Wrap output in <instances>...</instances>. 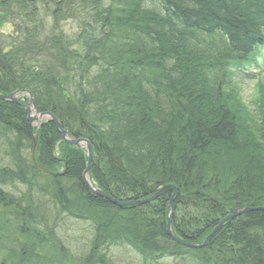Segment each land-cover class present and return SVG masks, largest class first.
<instances>
[{
	"label": "trees",
	"instance_id": "1",
	"mask_svg": "<svg viewBox=\"0 0 264 264\" xmlns=\"http://www.w3.org/2000/svg\"><path fill=\"white\" fill-rule=\"evenodd\" d=\"M106 5L0 0V26L35 37L9 49L0 44V93L29 91L40 113L89 141L90 177L118 202L177 187L172 227L186 243H203L221 221L249 211L224 222L204 247L178 244L167 228L172 189L142 206L96 195L83 178L86 152L66 144L52 121L34 131L35 143L23 105L1 100L0 225L13 226L16 243L32 244L20 260L50 264L48 251L61 264H118L108 251L128 247L143 260L137 264H264V89L251 102L256 111L234 84L256 78L250 67L260 66L264 35L240 39L259 36L264 0ZM112 9L129 11L117 55L107 48L111 19L94 26ZM32 41L53 51V65ZM71 218L87 223L82 255L69 253L60 237ZM4 250L0 264H10Z\"/></svg>",
	"mask_w": 264,
	"mask_h": 264
},
{
	"label": "rangeland",
	"instance_id": "2",
	"mask_svg": "<svg viewBox=\"0 0 264 264\" xmlns=\"http://www.w3.org/2000/svg\"><path fill=\"white\" fill-rule=\"evenodd\" d=\"M68 25L66 29L71 26V21H66L62 26ZM15 25H8L0 28V44H5L6 48L9 49L10 43H22L27 42L30 43V39H33L35 37L28 38L26 34H22L21 31H18L17 27H14ZM38 41L42 42L43 36H38ZM18 45V44H17ZM8 46V47H7ZM31 46L35 49L34 51H39L40 48L38 47V44L35 42H31ZM45 48L44 53H46V56L44 61L50 62L52 65L55 61L53 57V51L50 49L48 50L47 47H42L41 49ZM37 60H39L36 57ZM41 61V60H39ZM235 85L238 86L240 90V96L243 99V102L247 106H251L256 111V106L252 105V100L255 99L256 95L258 94V91L261 89V87L264 89V71H259V74L256 79L254 80H240L237 79L234 82ZM2 224L0 225V255L3 253V249L5 248V258L11 262L12 260H20L21 256L19 254L20 250L28 246L29 244H25L23 241V238L19 237V241L16 243V234H14L15 231H12V226ZM87 223L86 222H79V221H71V222H63L62 227L60 228V237H62V242L64 243L65 247L69 248V253H77V254H83V247L86 244H89V240L87 239V231H86ZM17 229V227H15ZM87 234V235H86ZM91 236V235H90ZM64 249V248H63ZM111 257L114 258L115 262H118V264H137L140 263L141 260L139 258V255L136 251L129 249L128 247H112L111 248ZM45 255L46 258H49L50 260L56 259L55 254H50V252H46ZM181 262L180 264H182Z\"/></svg>",
	"mask_w": 264,
	"mask_h": 264
},
{
	"label": "water",
	"instance_id": "3",
	"mask_svg": "<svg viewBox=\"0 0 264 264\" xmlns=\"http://www.w3.org/2000/svg\"><path fill=\"white\" fill-rule=\"evenodd\" d=\"M17 94L18 93H13L11 94L10 96H7V95H2L0 93V101L1 100H4V101H10V102H17ZM31 105L32 107L36 108V104H35V101H34V97L31 96ZM26 111H27V114L29 115V122L30 123H33L34 121H36L38 118L37 117H33L31 115V112H32V107H29V106H24ZM37 111V110H36ZM45 118H50L52 122L55 123V125L58 126L60 132L62 133V135L64 136V140L65 142H69L73 145H81L82 143L85 144L88 148V156H89V161H88V164H87V169L85 170V172L83 173V178H84V182L85 184L87 185L88 188H90V190H92L96 195L100 196V197H104L108 200H110L112 203H115L116 205H119L120 207H124L125 205H129V206H142V205H145L146 203H149V202H152V201H155V199L159 198L161 195H163L166 190L168 189H172L173 190V193H172V197H171V200L169 202V205L171 206V212L169 214V221H168V224H167V228H168V234L171 236V238H173L177 243H180V244H183V245H186L187 247H191V248H201L202 246H205L206 244H208L210 241H211V238H212V235L214 233H216L222 226V224L228 220H230L231 218L235 217L236 215H240L242 214L243 212H247L249 211V209H243L242 211H239V212H235L234 215H231L230 217H228L227 219H224L223 221H221L220 223V226L218 228H216V230L212 231L210 235H208V238L205 240V242L201 245V246H198L194 243H185L183 241H181L180 239L178 240L174 234H173V231H172V221H173V216H174V211H175V206H174V203H175V200L177 198V193H178V190H177V187L173 186V185H167L166 187L158 190V192H156L154 195H152L151 197H148V198H145V199H142V200H134V201H131V202H128V203H120L118 202L115 198H112L110 197L109 195H107L106 193L104 192H101L99 191L96 187H94L92 185V183L89 181V173H90V169H91V161H92V145H90V142L89 141H86L84 140L83 138H78V139H70L69 138V135L66 134V132L64 131L62 125L60 124L58 118L56 116H54L53 114L49 113V112H44V114H41V118L44 119Z\"/></svg>",
	"mask_w": 264,
	"mask_h": 264
},
{
	"label": "bare ground",
	"instance_id": "4",
	"mask_svg": "<svg viewBox=\"0 0 264 264\" xmlns=\"http://www.w3.org/2000/svg\"><path fill=\"white\" fill-rule=\"evenodd\" d=\"M65 1H68V0H65ZM72 1L73 0H69V3L70 4H72ZM134 1H136V2H139V0H134ZM142 2H146L147 0H141ZM95 2H98L99 3V5L102 7V10H105V9H107L108 7H107V5L106 4H110L111 6H115V7H117L118 5H117V3H121V2H123V0L122 1H120V0H95ZM135 3V2H134ZM141 3V2H140ZM76 8L77 7H74L73 6V11H75L76 10ZM118 9V8H117ZM117 9H112V13L110 12V13H104V14H98V15H96L97 16V19L98 20H96V23H94V26L95 27H97V26H99V24H101L100 23V21L104 18V16H107V18H108V20L110 21V19H111V24L112 25H110V27H108L107 29L109 30V32H110V34H109V36L111 37L110 38V40H109V42H108V44H107V48H108V50H109V53H110V55H117V50H116V48H114V46L116 47V46H122V43L125 41V32H124V30H122V28H121V26H119V24H121L122 25V23L128 18V14H129V11L127 12H124V13H121V12H119V11H117ZM102 12V11H101ZM118 24V25H117ZM5 26V25H4ZM4 26H0V28H2V27H4ZM93 26V27H94ZM112 29V30H111ZM96 30V29H95ZM258 30H259V36H257V37H255V40H253L252 38L253 37H251V35H245V37L243 38V39H240V41L242 42V43H245V42H255V41H263V39H262V36L264 35V23L262 24H260L259 25V27H258ZM95 34V33H94ZM93 34V35H94ZM87 186V185H86ZM88 188V187H87ZM81 220H83L82 218H71V220H68L69 222H71V221H81ZM5 222H8V220L7 221H5ZM12 226V225H11ZM13 227V226H12ZM62 238V237H61ZM63 241V240H62ZM26 244V243H25ZM24 249H27V250H31L32 249V244H30L29 243V245L28 246H26ZM48 252V251H47ZM109 252V254L110 255H108V258L110 259V257H111V251H108ZM46 253V251H44V252H42V254H44V257H45V260H47L50 264L52 263V264H61L63 261L61 260V258L60 259H49V258H46V256L45 255H47V254H45ZM41 254V255H42ZM78 255V254H77ZM79 255H81V254H79ZM139 258H140V260L143 262V260L141 259V257L139 256ZM62 261V262H61ZM80 262H82L81 261V259L79 260ZM10 264H23L22 263V261L20 260V261H18V260H12L11 262H10Z\"/></svg>",
	"mask_w": 264,
	"mask_h": 264
}]
</instances>
